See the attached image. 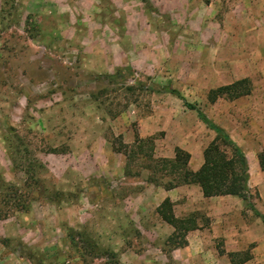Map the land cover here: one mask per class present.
<instances>
[{
  "label": "rangeland",
  "instance_id": "374dc122",
  "mask_svg": "<svg viewBox=\"0 0 264 264\" xmlns=\"http://www.w3.org/2000/svg\"><path fill=\"white\" fill-rule=\"evenodd\" d=\"M176 13L150 0H0V176L27 205L0 221V264H166L174 232L154 243L136 227L127 208L135 190L118 184L126 158L117 137L129 146L153 138L155 158L180 144L201 152L216 132L165 87L219 127L243 119L246 129L264 93L262 69L228 62L239 58L225 51L230 37ZM242 77L250 96L209 100ZM247 135L237 140L252 143ZM146 155L127 177L163 187L172 177Z\"/></svg>",
  "mask_w": 264,
  "mask_h": 264
},
{
  "label": "crops",
  "instance_id": "0c3cea01",
  "mask_svg": "<svg viewBox=\"0 0 264 264\" xmlns=\"http://www.w3.org/2000/svg\"><path fill=\"white\" fill-rule=\"evenodd\" d=\"M129 1L132 0H112L116 5ZM150 1L162 11L184 13L186 21H196L199 18L200 31L204 27L203 22L208 21L214 29H218L220 37L228 36L232 39V43L225 47V51L239 53V58L232 55L228 62L234 63V66L247 65L262 69L264 76V0ZM173 4L178 5L177 9L171 6ZM189 34L192 35L190 32ZM249 37L254 41H250ZM191 47L195 50H202L200 45L192 44ZM242 78L245 79V77ZM242 78L240 79L243 80ZM240 79H236L231 84ZM260 98L262 103L257 107L255 128H244L242 118L240 122L225 120L220 127L229 134L247 158V186L250 202L254 209L264 216V170L260 163V154L264 152V93ZM238 132L247 133V140L253 142L244 143L243 140H237ZM176 148H181L191 155L189 168L192 171L197 172L203 166L204 151L207 147L201 152H194L193 147L180 144L164 157L173 159ZM122 165L123 172L118 183L119 188L128 186L129 192L135 190V192H130L127 208L136 227L147 236L149 242L155 243L163 240L164 233L175 231L172 226L161 219L157 212L166 199H170L174 204V213L177 218L183 219L195 213L198 217V228L188 233L187 244L172 250L170 257L161 251L162 262L165 261L166 264H234L229 254H237L233 259L235 264H264V221L241 198L230 195L205 198L198 185H184L166 190L152 182L127 177L125 173L127 159L122 160ZM137 186L141 187L136 189ZM97 187L94 186V188ZM154 201H157L155 205H153ZM202 216L208 219L206 226L201 223ZM218 240L222 243L221 250L225 251V254H220L221 250L217 247ZM126 254L134 259L141 257L133 254L131 249L125 252ZM248 255L249 259L243 262Z\"/></svg>",
  "mask_w": 264,
  "mask_h": 264
},
{
  "label": "trees",
  "instance_id": "16d2710c",
  "mask_svg": "<svg viewBox=\"0 0 264 264\" xmlns=\"http://www.w3.org/2000/svg\"><path fill=\"white\" fill-rule=\"evenodd\" d=\"M129 90L135 89L130 87ZM163 90L166 93L177 96L190 110L196 111L202 121L216 132L217 137L204 151L203 166L197 172H194L189 168L191 155L181 148L175 149V157L173 159L155 158V141L153 138L144 139L138 135L136 136L135 144L129 146L124 142L122 136H118L117 143L120 145L116 152L126 157V168H130L137 156L147 153V158H149L155 168L154 172L161 171L167 177H172L170 181L163 183V187L166 190H172L184 185H198L205 198L235 196L241 198L249 207L254 209L250 202L247 186L248 161L246 156L223 128L209 120L197 106L188 103L180 91L173 89L171 86H167ZM252 90L251 81L243 79L211 90L209 100L215 103L219 98L225 96L231 100H236L251 95ZM260 163L264 170V152L260 154ZM150 182L160 185L155 179H151ZM25 210H27V205H25L21 191L17 186L8 183L0 176V221L15 212H24ZM254 211L264 221V216L255 209ZM157 212L164 222L175 229L169 238V242L173 243L177 248L185 246L188 233L198 228L196 216L193 215L183 219L177 218L174 213V204L170 199H166L157 209ZM220 254H225V251L221 250ZM236 256L237 254H229L234 264L235 261L233 259ZM249 257L248 255L243 262L248 260Z\"/></svg>",
  "mask_w": 264,
  "mask_h": 264
}]
</instances>
